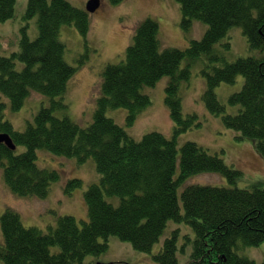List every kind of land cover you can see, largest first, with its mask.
<instances>
[{
    "label": "trees",
    "instance_id": "obj_1",
    "mask_svg": "<svg viewBox=\"0 0 264 264\" xmlns=\"http://www.w3.org/2000/svg\"><path fill=\"white\" fill-rule=\"evenodd\" d=\"M124 1L107 0L112 6ZM176 2L182 12L184 32L200 22L207 27L203 37L190 39L185 49L164 48L157 21H142L125 58L104 68L94 120L83 128L68 115L59 118L55 113L68 109L64 95L78 70L65 59L61 29L74 25L84 38L88 37L90 13L67 0H28L25 20L38 16V38L31 40L26 26L19 51L0 55V133L8 134L16 146L27 148L17 154L0 142L5 182L17 195L47 198L62 173L38 166L39 149L67 159L77 158L79 164L93 158L101 178L85 193L89 219L82 228L70 215H56V225L49 226L48 232L27 228L19 213L8 208L2 216L4 243H0V259L5 264H84L88 256L98 258L108 250L111 236L151 253L172 220L188 225L195 233L193 238L191 232L185 235L183 245V252L193 245L189 264H257L237 250L264 244V182L238 188L235 185L242 177L239 170L197 143L188 142L179 148L178 138L202 125L197 114H184L180 87L191 79L192 67L198 60L205 58L203 99L208 110L221 115L225 125L241 138L256 142L258 151L264 154V0ZM16 3L17 0H0L1 21L15 17ZM234 27L243 28L251 55L230 62L216 51V46L223 42L226 51L231 49L228 35ZM184 61L187 64L182 68ZM19 62L24 65L22 69L18 68ZM240 75L245 77V84L230 97V103L240 110L231 114L219 101L216 88L235 83ZM164 76L170 79L165 102L175 136L167 138L151 132L135 140L108 117V110L125 108L128 124L133 126L152 103L143 90L155 86ZM33 92L49 97L51 105L43 106L35 123H29L25 131H18L6 118L8 104L4 97L9 99L12 110L18 111ZM203 173L221 174L234 186H186L182 213L179 187ZM82 185L80 179H69L65 191L72 195ZM106 196L120 197V204L109 202ZM179 238V231L167 238L153 256L155 262L180 264ZM55 246L60 248L58 254L51 251Z\"/></svg>",
    "mask_w": 264,
    "mask_h": 264
},
{
    "label": "rangeland",
    "instance_id": "obj_2",
    "mask_svg": "<svg viewBox=\"0 0 264 264\" xmlns=\"http://www.w3.org/2000/svg\"><path fill=\"white\" fill-rule=\"evenodd\" d=\"M67 1L85 10L89 0ZM27 6L28 0H17L15 17L7 21L0 20V55L10 56L19 51L22 30L26 26L30 39L38 38V16L26 22ZM147 18H153L159 24V35L164 48L185 49L190 39H201L207 30L204 24L197 22L189 32H184L181 27L182 12L176 0H125L117 6H112L107 0H103L101 8L96 13H90L91 29L88 37L84 38L74 25H66L61 29L60 38L66 46L65 59L78 70L68 83V89L64 95L63 101L68 105V109L57 110L56 116L63 118L68 115L83 128L89 127L94 120L97 99L101 95V74L104 68L108 64L119 63L125 58L127 47L134 41L137 26ZM228 37L231 43L229 51L222 46L223 42L216 46V51L223 53L228 61L232 62L251 55L243 28H232ZM186 64L184 61L181 67L185 68ZM206 65L205 58L199 59L192 67L191 79L182 82L180 87L184 114H197L202 125L179 136V148L188 142H194L210 153L219 155L228 166L241 172L242 177L235 186L251 188L253 184L264 182V154L258 151L256 142L241 138L236 130L225 125L221 115H214L208 110L203 99L206 80L202 70ZM23 67V63L19 62L18 68ZM169 80L168 76H164L155 86L143 90L144 94L150 96L152 103L142 111L133 126L128 124V111L125 108L109 109L108 117L125 128L128 134L138 141L151 132L173 138L174 123L165 102V91ZM244 84L245 77L240 75L235 83H223L216 88L219 101L231 114H237L240 107L232 105L230 97L240 92ZM4 99L8 104L6 118L18 131H25L29 123H35L41 108L50 106L52 102L49 97L33 92L20 110L13 111L9 99L7 97ZM26 151L27 148L24 145L17 146V154ZM37 155V164L40 168L59 170L62 178L52 184L50 194L45 199L20 196L15 194L5 182L3 167L0 164V243H4L2 216L8 208L19 213L25 227H36L45 232H48L49 226L56 225V215L75 217L81 228L89 219L85 193L101 178L95 160L89 158L84 164H79L77 158L67 159L55 156L46 149H39ZM179 173L178 161L177 175ZM72 178L80 179L83 185L70 195L65 191V183ZM189 185L234 186L226 177L217 173H203L189 178L178 191L182 213H184L182 192ZM106 199L115 205H119L121 201L118 196H106ZM175 231L180 232L178 241L180 264H189L193 245L190 244L185 252H183V245L186 242L185 235L191 232L190 238H193L195 233L188 225L173 220L169 221L160 241L155 244L151 253L141 252L130 242L111 236L108 240V250L98 258L88 256L84 264L99 262L101 264H158L153 256ZM51 251L53 254H58L60 248L55 246ZM237 253L257 264L264 263V244L258 247H244L237 250ZM0 264L5 263L0 259Z\"/></svg>",
    "mask_w": 264,
    "mask_h": 264
},
{
    "label": "water",
    "instance_id": "obj_3",
    "mask_svg": "<svg viewBox=\"0 0 264 264\" xmlns=\"http://www.w3.org/2000/svg\"><path fill=\"white\" fill-rule=\"evenodd\" d=\"M102 4V0H89L86 10L88 13H96L101 8ZM0 142L5 143L12 151L17 150V146L14 144L12 138L8 134L0 133Z\"/></svg>",
    "mask_w": 264,
    "mask_h": 264
}]
</instances>
